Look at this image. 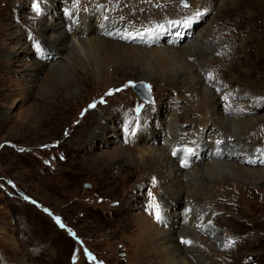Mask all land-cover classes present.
Wrapping results in <instances>:
<instances>
[{"label":"rangeland","instance_id":"374dc122","mask_svg":"<svg viewBox=\"0 0 264 264\" xmlns=\"http://www.w3.org/2000/svg\"><path fill=\"white\" fill-rule=\"evenodd\" d=\"M197 1L38 0L37 14L32 7L34 0H0V264H174L161 257L164 248L147 246L150 241L141 236L146 225L140 227L138 222L143 216L149 221L154 218L163 228L161 217L159 223L151 211L158 205L154 197L159 203L163 201L160 197L167 183L164 179L159 182L156 172L148 169V157L143 153L147 135L139 115L143 109L145 121L154 127L159 124L153 144L167 146L166 151L176 148L180 163L194 159L195 164L202 165L199 157H192L204 143H210L209 149L215 153L214 142H219L221 135H200L188 121L182 127L178 124L187 116L207 121L189 107L196 93L187 92L184 84L193 81L188 83L184 75L174 73L188 69L183 59L180 61L173 49L175 61L146 53L140 63L133 58L113 63L95 52L91 60L81 54L82 61L72 60L56 74L44 69L33 71L31 63L34 57L55 62L61 59L55 48L43 43L48 44L53 32L50 24L62 13L69 16L65 17L67 26L73 16L84 28L89 22H117L119 37L106 32L103 37L144 49L174 47L184 52L188 43L202 39L213 46L208 54L198 57L201 73L194 72L193 80L204 75L206 81L196 85L197 91L207 98L213 90H222L227 97L218 108L228 104L234 116L244 120L264 118V0H212L210 8L207 0H200L204 6ZM217 7L221 13L215 16ZM149 9L156 14L151 16ZM86 12L92 13L91 19ZM185 21L194 26L187 30L184 40L179 34ZM166 23L168 28L162 26ZM45 25L50 29L44 36ZM156 27L164 39L141 45ZM166 30L172 35H164ZM128 34L135 39H125ZM172 36L178 37V42L169 43ZM87 37L91 35L83 38ZM216 42H221L219 49V44L214 46ZM53 52L57 55L52 57ZM234 52L238 56L234 66L228 67L229 60L219 62ZM192 63L190 60L193 69ZM125 68L146 69L147 75L124 73ZM148 76L154 80H147ZM181 86L184 88L178 89ZM146 88L150 102L135 91ZM250 96L262 101L256 112L249 111ZM88 104L95 106L92 115L97 112L91 124L81 120ZM99 116L108 120L99 124ZM174 117L180 122L175 123ZM230 119L233 137L225 133L219 140L232 141L239 135L238 142L254 146L257 153L264 150V125L246 136ZM127 129L132 130L129 136ZM114 131L116 137L111 134ZM170 134L185 137L176 146ZM218 159L225 166L217 168L219 179L235 185V189L219 195L208 188L211 183L207 181V190L192 200L191 207L179 201L172 203L175 210H169L174 214L176 230L181 229L188 214L205 213L206 227L193 228L197 229L194 238L199 250L194 254L186 248L185 256L192 264H264V160L254 166L241 165L245 167L241 172L238 164L233 167L230 161ZM204 161L215 162V158L206 155ZM192 167L190 164L188 169ZM240 187L250 190L236 197L234 192L242 190ZM210 195L216 196L208 200Z\"/></svg>","mask_w":264,"mask_h":264},{"label":"bare ground","instance_id":"6f19581e","mask_svg":"<svg viewBox=\"0 0 264 264\" xmlns=\"http://www.w3.org/2000/svg\"><path fill=\"white\" fill-rule=\"evenodd\" d=\"M136 1H138V0H136ZM197 2L201 3L203 1L199 0ZM207 2H208L209 8L212 7V5H211L213 3L212 0H207ZM201 4L204 6L203 3H201ZM138 7H139V5H138ZM218 8L221 9L220 7H217L215 9V16H217L221 13V10L219 11ZM161 9L164 10L163 8H161ZM172 10L174 11V9H172ZM87 12L85 13L86 16L87 17L89 16L91 19L92 13L89 15V13L87 14ZM149 12H150L151 16H153V14H156L155 12H152L151 9H149ZM69 14H72V13H69ZM57 16H58L57 21L55 23L52 22L50 24V27L53 29V32L50 35L52 37L50 40L47 41L48 44H46L44 42L43 45H45V47L48 46L49 48H55L56 49L55 51L60 53L61 59H59L58 62H55V61H53L52 58L48 60L46 57L45 58L46 60H44V59L40 60V59H35V57H34L32 63H31L33 71L44 69V70L50 71L52 74L53 73L54 74L61 73L62 68L67 67L72 60H75L76 62L82 61L81 54L82 55L84 54L86 58L91 60L93 58L92 54H94L95 52H96V54L99 53V54L104 55V57L106 59L112 61L113 63L129 60L130 58L131 59L133 58V59H135V61H138L140 63V62H143L145 60L144 54H146V53H148V54L151 53L150 55L152 57H158V58L160 57L161 60L164 58L165 60L170 61V59H171V61H172L174 59V61H175L177 58L175 59V57H173V55H175V53H176V56H178V59L180 61L183 59V61H184L183 63L186 65V67H188V69H186V68L185 69H182V68L176 69L174 71V73L184 75L185 79H187L189 81L188 83L193 81V84H191V85H188L187 83L184 84V87L187 88L186 89L187 92L196 93L194 101L189 102V104L191 103L189 105V107L192 110L198 111L201 115V118L203 117L207 121L200 120V118L193 119V118H190L187 116L186 118L182 117L184 123H178V124L182 127L185 124V122L187 123V121H188V123L190 124L193 131L196 130L198 132V134H200V135H205L204 133L207 132L208 134H212V136H215L216 134H218V135H221V137H217L219 142H214V148H216V150H214L215 151L214 154L212 153L213 152L212 149H209V145H211L210 143L209 144L204 143V147L202 146L203 149H199L198 152H197V150H195L194 156L192 158H195V156L197 158L199 157L201 162H203L202 165H201V163L195 164L194 159H189V160L186 159L187 162L186 161L183 162L182 159L183 158L185 159V157H183L181 159L182 160L181 162H183V163H180L178 160V157H176V154H177L176 148H175V150H172V149L167 150L168 151L167 152L166 151L167 146L164 147V145L161 146L159 144L158 145L156 144L157 145L156 146L155 144H153L152 141L155 140L154 136L158 133L159 124H157L156 127H154L153 123H150L149 121H145V118H144L145 114L143 113V109H142V114L139 115V117L144 120L142 125H143V130H144L145 134L147 135L146 136L147 140L144 139V141H145L144 143L146 145H145V147H143V153H145L148 157L147 159H148L149 165H150V167L148 168L149 171H150V169H152L151 171L156 172V174L158 176L157 180H159V182L162 179H164L165 183H167V186H166L167 189L164 190V196L160 197L163 200V201H161V203L158 202L157 197L153 198V201L154 202L156 201L157 204L159 205L160 217L162 219L161 225L163 224V228H161V227L159 228L157 226V222H154L155 221L154 218H151L149 221L146 218V216L145 217L143 216V218L140 219L141 222L139 221L138 223H139L140 227L143 225V223H145V225H146L144 227L145 233L144 234L142 233L141 236H143V237L145 236L146 241H150L149 243L146 244L147 246H151L153 248L158 247L159 249L164 248V249H162L163 252L161 253L162 258L170 259L174 264H192L190 259L188 260V258L185 256V254L188 252L187 251L188 249L186 250V248H191L193 250V252H195L194 254H197L199 247H198V244L196 246H195V244L198 243V241L194 238L195 235H197V234H194V230H197V229L193 230V228L194 227L196 228V226H199L201 229L206 227V224L204 223L205 213L202 211L200 213V215H197V216H190V214L187 213L189 216L185 219L183 226L181 225L183 228L181 227V229L176 230L173 227L175 222H174V219L172 217H174V214L169 213V210H173V209L175 210L172 203H175V202L177 203L179 201H181V202L183 201L185 203V206L189 207L190 203L193 202L192 200H195L196 198L198 199V196L204 194V192L207 190V188H206L207 184H205L207 181L209 184L211 183V185L208 186V188L213 190L212 191L213 193H216L219 195H227L232 190H234L236 187L235 185H232L230 183H223V182H225V180L219 179L220 178L219 177V175H220L219 171L220 170L217 168L221 169V168H224L225 166L223 164L219 163L218 161H216V159H218V158L223 159L224 158V159H226V161H230L231 162L230 164H234L233 167L235 166V163H236L240 166V168L236 166L237 170L241 171V172H245V170H243L245 167L242 168L243 166H241V165L248 164L250 166H252V165L254 166L255 164L258 163L259 160H261V162H262L264 160V150H260L261 152L257 153L256 152L257 150L254 146H250V144L238 142L237 139H239L238 138L239 135H237L236 138H233L232 141L231 140L230 141L219 140V139H222V136L225 133H227V136L233 137L227 119L231 118L230 120L233 122V124L239 125V130L243 133V135L248 136L249 133L251 134L253 131H257L258 129L260 130V128H258V127H262L264 125V123H263L264 118H259V117L254 118L252 116L249 119L244 120V119H241L239 116H234L236 114H234V112L232 113L233 109L229 108L228 104L223 105L221 108H218L219 105H221L222 100L225 101V98L227 97V95H225L221 89H220L221 90L220 92H216L213 90V92L210 95H208L207 98H206V95L204 92L200 93L199 91H197L196 85L203 83V81H206L204 75H203V78L193 80V75L195 74L194 72L201 73V67L198 65L199 64V58L198 57L206 54L209 51V49H211V46H213V44L211 42L209 43L208 41H206L204 39H203L204 41H202V39H200V41H198V43H197V41L194 39L192 43H188V45H186V47L184 48V52H181V48L178 51H176V49L174 47H170L167 49H164V48H161V49H158V48L146 49L145 48L144 49V48H140L137 46L127 45L126 44L127 42L122 43L121 39L119 40L121 42L120 43L117 40L113 41L110 37L104 38L103 34L105 32L107 35H111V36H114L117 38L119 37V34H118L119 25L117 22L112 23V22L106 21V22H104L103 25H102V23H103L102 21L97 23V25H94L93 23L89 22L88 24H86V27L84 28L79 23L75 22L76 19L74 20V18H73L74 16L70 19L72 21H70L68 23V26L65 24V21H66L65 17H66V19H69V16L67 15V13H64V14L62 13V15H57ZM76 16H77V14H76ZM81 19H83V18H81ZM82 21H84V19ZM180 22H181V20H180ZM55 25H56V29L54 28ZM166 25H169V24L166 23L165 25H162V26H166ZM181 25H182L183 29L179 34L180 39L185 40V38H187V35L189 34V31H187V30L191 29L194 25L190 24L187 21H185L184 24H181ZM166 28H168V27L166 26ZM49 29H50L49 26L45 25L43 28L42 35L45 36L46 32ZM185 31H187V32H185ZM157 32H158L157 27L155 29L150 30L149 34H147L144 37V40H143L141 45H143V44L144 45H147V44L151 45L157 41L161 42L164 39V36L161 33H157ZM202 32H203V30H202ZM167 33L172 35L171 31H168V30H166L164 32V35H166ZM85 34L91 35V37H87V39L86 38L84 39L83 37ZM70 37H72L71 39L74 38V40L69 39ZM149 38H152V39H149ZM204 38H205V35H204ZM178 40H179L178 37L173 38V36H172V38H170V40L168 42L174 44V43L178 42ZM219 43H221V42H216L214 44V46H218L217 44H219ZM220 46H221V44H219L218 49L220 48ZM20 47H22V46H20ZM262 48H264V45H262ZM24 49H26V48H24ZM173 49L175 50L174 51L175 53L173 52ZM168 50H170V51H168ZM213 50H214V47H213ZM171 51H172L173 55L171 54ZM56 52H53V54H51L52 53L51 52L49 54H51L53 57V55H57V54H55ZM222 58L223 59L219 58V62L223 63L224 60H229L228 61L229 66L228 67L230 68L232 65L234 66V64H236L233 62L235 61V59H238V56L234 52L233 54L227 53L226 55L222 56ZM190 60H191V62L192 61L194 62V63H192V65H195V67L193 66V69L195 71L192 68H190L191 67L190 66L191 64H189ZM187 65H189V66H187ZM145 66H147V68H148V65H145ZM169 70H170V68H169ZM171 71L173 72V69ZM244 72H245V74H249L251 71H244ZM124 73H128V74H135V73L140 74L141 73L142 75H147L146 69H142V70L141 69H134L133 70L132 68H130V69L126 70V68H125ZM141 78H143V77H141ZM146 79L150 80V81L154 80V78H150V76H148ZM172 87H171V90H172ZM184 87L181 86L178 89L181 90ZM250 98L251 99L249 101L250 102L249 111H255L256 112L257 111V108H256L257 105H259L262 101L260 102L258 99L253 100L252 96H250ZM206 102H208V103L206 104ZM224 104H225V102H224ZM93 107H95V106L88 104L87 107L85 108L86 112H83V114L81 116V120L83 123H85V124L90 123L91 124L92 123L91 118L96 119L95 115L97 112L93 115L90 112L91 109L93 110ZM100 110H99V112H101ZM115 110L117 112V108ZM118 110H119V108H118ZM239 114L240 113H238L237 115H239ZM110 115H112V112L107 113V117ZM105 116L97 117L98 118L97 121H99V124H101L102 120H103V122H106L108 120V119H106L107 117H105ZM173 116H175V114H173ZM205 116H206V118H205ZM184 118L186 119V121ZM109 119L111 120V118H109ZM173 120L175 123H177V121L180 122L179 119L176 121L175 117ZM122 124H123L122 128H124L125 127L124 122ZM194 126H196L195 127L196 129L193 128ZM172 127H174V126L172 125ZM129 130L130 129H127L125 131L128 133V136L131 135V131H132V130L131 131H129ZM143 130L140 131V134H143ZM102 131H103V129L101 128L100 132H102ZM123 133H124V131H121L122 136L125 138V134H123ZM111 134L113 137L114 136L116 137V135H118L117 133H115V131H114V133L112 132ZM178 134H180V133H178ZM188 135H189V132H188ZM176 136L174 134H170V141L177 146L178 142L183 140L185 136L184 137H183V135H178L177 137ZM194 136L195 135H193V137ZM147 142H149V143H147ZM150 142H152V143H150ZM184 142H185V140H184ZM190 142H191V140H190ZM191 144H193V143H191ZM227 147H229V150H230L229 152L224 151V149ZM120 150L121 149H119V151ZM121 151H123V150H121ZM206 155H210V156L214 157L215 162L214 161H211V162L210 161H207V162L204 161V157ZM262 155H263V157H262ZM131 160L132 159H130L129 161H131ZM218 160H220V159H218ZM190 164H192L193 167L190 168V170H189L188 167ZM210 174H213L212 175L213 180H210V179H212V177H210L211 176ZM198 181H201L202 184L198 185V183H197ZM225 185L227 186V189H225ZM215 188H216V190H215ZM241 189L242 190H236V192H234L237 195V196L235 195L236 197L244 194L245 190H247V191L250 190V189H245V188H241ZM225 193H227V194H225ZM215 196L216 195H212V196L210 195L208 200L213 199ZM247 197H249V196L247 195ZM228 199H232V198L229 197ZM183 206H184V204H183ZM154 216H155V208L151 211V217H154ZM159 223H160V220H159ZM177 227H178V225H177ZM209 233H213V232L209 231ZM148 237H149V240H147ZM182 241H189L190 243H183ZM204 243H207V242L204 241ZM200 246H201V242H200ZM194 260H197V259H194Z\"/></svg>","mask_w":264,"mask_h":264},{"label":"snow or ice","instance_id":"6c2138e0","mask_svg":"<svg viewBox=\"0 0 264 264\" xmlns=\"http://www.w3.org/2000/svg\"><path fill=\"white\" fill-rule=\"evenodd\" d=\"M187 6V5H186ZM33 9L37 12V14H39V3H38V0H34V3L32 5ZM201 15L200 12H197L196 13V16L199 17ZM125 39H135L134 36H132V34H128V36L124 37ZM149 89H150V86H149ZM175 154V153H174ZM155 215H156V218L157 220L160 219V212H159V206L158 205H155ZM183 243H190L189 241H182Z\"/></svg>","mask_w":264,"mask_h":264},{"label":"water","instance_id":"95a60500","mask_svg":"<svg viewBox=\"0 0 264 264\" xmlns=\"http://www.w3.org/2000/svg\"><path fill=\"white\" fill-rule=\"evenodd\" d=\"M135 91L137 92V94L145 101L150 102L152 100L148 89H144V90H139V89H135Z\"/></svg>","mask_w":264,"mask_h":264}]
</instances>
